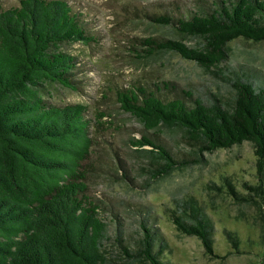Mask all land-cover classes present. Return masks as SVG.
I'll return each instance as SVG.
<instances>
[{"label":"trees","instance_id":"obj_1","mask_svg":"<svg viewBox=\"0 0 264 264\" xmlns=\"http://www.w3.org/2000/svg\"><path fill=\"white\" fill-rule=\"evenodd\" d=\"M80 16L66 0L0 6V264H174L164 258L170 248L148 202L134 207L130 228L120 212L111 219L102 215L100 199L87 195L83 160L93 142L87 106L43 97L45 85L52 83L76 89V58L61 46L94 40ZM150 18L172 36L139 38L149 55L176 53L220 77L232 93L223 101L215 93L186 90L165 97L155 84L115 89L118 106L143 130L131 137L130 144L137 145L132 152L159 161L147 169L156 175L177 161L155 135L161 126L182 129L184 142L196 153L248 141L256 183L243 197L229 186L230 194L237 201L249 194L263 199L264 73L226 59L230 40L264 38V0H209L187 16ZM95 118L91 123L97 124ZM143 144L151 149L139 148ZM163 212L176 232L195 236L204 252L212 253L211 218L193 197L173 200ZM224 235L235 247L237 235L228 229Z\"/></svg>","mask_w":264,"mask_h":264},{"label":"rangeland","instance_id":"obj_2","mask_svg":"<svg viewBox=\"0 0 264 264\" xmlns=\"http://www.w3.org/2000/svg\"><path fill=\"white\" fill-rule=\"evenodd\" d=\"M66 1L81 14L83 26L94 40L62 44L76 58V89L52 83L45 85L43 97L49 103L78 102L87 106L93 142L83 160L86 193L100 199L102 215L111 219L113 212H120L125 224L133 228L134 207L148 202L156 213L154 223L170 248L164 258L174 264H264V197L249 194L237 201L230 194L236 190L243 197L249 192L247 186L256 183L255 156L250 143L242 141L196 153L184 142L182 129L161 126L155 135L177 161L167 172L152 175L147 169L159 161L148 158L144 152L138 157L132 152L137 145L130 144V139L138 138L143 130L115 101V89L133 84L150 88L155 84L165 97L182 95L181 90H186L192 94L215 93L228 101L232 90L220 77L176 53L159 51L149 55V46L139 41L147 35L172 36L165 26L153 22L151 15L187 16L206 7L209 0ZM15 3L17 0H0L1 7ZM183 41L187 45L194 42ZM228 45V64L244 63L249 69L264 73V38L254 41L237 37ZM94 116L97 124L91 123ZM139 148L151 146L143 144ZM189 196L211 218V254L204 252L195 236L176 232L163 212L173 200ZM107 221L110 228L111 221ZM225 229L237 235L235 247L225 237Z\"/></svg>","mask_w":264,"mask_h":264}]
</instances>
